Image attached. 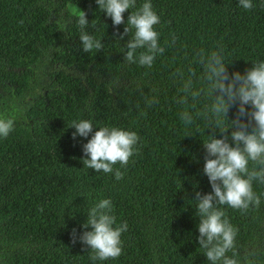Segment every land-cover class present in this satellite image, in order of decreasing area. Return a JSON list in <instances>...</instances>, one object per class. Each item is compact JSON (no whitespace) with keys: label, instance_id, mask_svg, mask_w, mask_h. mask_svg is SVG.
I'll use <instances>...</instances> for the list:
<instances>
[{"label":"trees","instance_id":"1","mask_svg":"<svg viewBox=\"0 0 264 264\" xmlns=\"http://www.w3.org/2000/svg\"><path fill=\"white\" fill-rule=\"evenodd\" d=\"M144 2L137 0V7ZM150 2L160 17L155 27L165 51L147 68L124 61L130 37L120 36L130 12L117 28L96 0H0V109L12 108L14 115L25 107L18 119L24 121L0 138V264H94L79 237L91 231L83 224L101 199L112 201L116 224L126 222L128 231L121 256L95 264H209L198 242L194 200L197 191L212 192L203 172V140L214 133L196 115L205 101L195 109L191 102H175L181 86L175 73L191 68L199 77L194 57L200 49L222 47L230 75L264 61V0H252L251 10L239 0ZM79 10L87 13V31L105 45L99 53L83 52ZM45 60L50 67L40 74ZM47 75L35 94L37 79ZM195 85L200 87L199 79ZM238 107L230 109V120ZM185 110L192 125L181 120ZM74 120L92 122L89 137L73 139ZM101 127L140 138L127 167L115 166L121 180L82 163L83 145ZM253 187L261 197L258 209L242 213L223 206L238 229V264H264V185Z\"/></svg>","mask_w":264,"mask_h":264},{"label":"clouds","instance_id":"2","mask_svg":"<svg viewBox=\"0 0 264 264\" xmlns=\"http://www.w3.org/2000/svg\"><path fill=\"white\" fill-rule=\"evenodd\" d=\"M99 11L105 13L113 26L125 24L124 14L130 12L124 29L130 37L124 47V61L151 68L158 55L165 48L159 43L160 34L156 30L160 17L153 10L150 0L137 7V0H96ZM245 10H251L252 0H239ZM77 23L80 29L79 39L83 52L104 49L102 40L90 34L87 29V13L79 10ZM131 34V36H130ZM117 35L120 34L117 32ZM173 35L171 44H175ZM165 41V44H168ZM194 63L202 68L197 73L189 68L187 72L178 68L175 76L180 83L179 94L175 102L189 105L195 109L202 100L203 110L196 115L205 119L214 134L203 140L207 155L203 172L207 176L212 192H196V216L199 218L198 242L204 250L209 264H238L236 229L226 218L223 206L246 213L250 208H259L261 197L254 191V183L264 185V61H256L244 74L239 71L230 75L225 63L223 48L206 52L200 49L195 53ZM199 79L200 87L195 82ZM207 101H210L207 102ZM155 101H150L154 103ZM239 105L236 119H229V111ZM247 117L244 121L241 118ZM185 125H192L193 116L185 110L181 114ZM12 118H0V138H7L14 131ZM70 128L76 131L73 139L87 138L93 132V124L88 120H74ZM231 130V136L228 133ZM219 132L223 138H216ZM139 136L133 131L116 127H101L91 139L83 145L86 159L82 163L88 169L104 174H115L117 180L123 179V173L115 166L125 168L130 158L137 154ZM234 144V146H233ZM43 211V209H41ZM113 205L110 199H101L88 211L84 231L79 237L82 244L91 249V260L108 261L122 254V234L128 231L127 223L116 224L112 215ZM73 244L76 243V230H73ZM232 253L231 256L228 253Z\"/></svg>","mask_w":264,"mask_h":264},{"label":"rangeland","instance_id":"3","mask_svg":"<svg viewBox=\"0 0 264 264\" xmlns=\"http://www.w3.org/2000/svg\"><path fill=\"white\" fill-rule=\"evenodd\" d=\"M49 67H50V60H45V63L39 69V73L40 74H47ZM45 80H48V75H47V78H45L43 80L39 79V78L37 79V82L34 84V88H35L34 93L35 94L39 93L42 85L45 83ZM27 103L29 104V100H27ZM5 108H7V107H5ZM16 109H18V111L14 115H11L10 113L13 110L12 108H8L4 111H2L3 109L1 108L0 109V118H12V119H14L15 123H17V122L22 123L24 121V119H20V120H18V119H19V116H22V114L24 112L23 109H25V107L24 106H18V108H16Z\"/></svg>","mask_w":264,"mask_h":264}]
</instances>
